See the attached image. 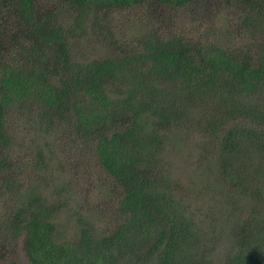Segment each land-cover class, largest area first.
Returning <instances> with one entry per match:
<instances>
[{
	"label": "trees",
	"instance_id": "trees-1",
	"mask_svg": "<svg viewBox=\"0 0 264 264\" xmlns=\"http://www.w3.org/2000/svg\"><path fill=\"white\" fill-rule=\"evenodd\" d=\"M212 1L236 23L154 17ZM5 13L0 30L20 41L7 53L0 40V240H20L27 264H264V0H0ZM139 13L138 37L119 44L114 16ZM90 32L96 58L70 45ZM185 130L214 144L200 162L227 202L208 223L191 206L202 179L186 184L165 158ZM81 175L97 185L90 209L72 207Z\"/></svg>",
	"mask_w": 264,
	"mask_h": 264
},
{
	"label": "rangeland",
	"instance_id": "rangeland-1",
	"mask_svg": "<svg viewBox=\"0 0 264 264\" xmlns=\"http://www.w3.org/2000/svg\"><path fill=\"white\" fill-rule=\"evenodd\" d=\"M40 1L43 4L46 2V0ZM191 7L193 9L190 8L188 11H191L192 13L181 12L178 14L170 12L166 9H160L154 13V17L166 20L168 24L173 23V25L177 27L174 30L181 28V31H190V29H198L200 27L202 31L214 28L220 32V29L224 27L225 30L230 25H234L236 23L235 21L237 20L236 14L233 11L234 9L232 7L224 6L223 3L219 1L208 2L204 5H192ZM197 8L200 11H196ZM54 10L56 11V8H54ZM11 15L12 14L5 13V16L2 15L0 17V21L2 20L5 25H14L12 24L14 17ZM114 17V22L111 26V29L119 44H128L130 41L138 37L136 28H139L140 30L141 25H139V23L143 21L141 13H139L137 16H133V14H131L128 18L125 16H120L121 19H119L118 15ZM62 22L64 23H62L64 28L73 30L71 28L68 16H66L65 20ZM87 24H91V21H89ZM0 32L3 34L2 37H0V40L4 41V46L7 53L13 51L15 52L19 49L17 44L20 41L18 29H3L0 30ZM101 33L102 32H90L84 37L82 36V39H74L76 41H80V43L72 40L70 43L72 50L75 53L83 54L89 58H96L103 55L104 51L106 52V49L101 45L99 39V35ZM72 34L80 36V32L78 30H73ZM12 39H16V44H12ZM260 105L264 109V102H261ZM16 131L24 140V136L27 132L25 126L21 124L18 128L16 127ZM208 140L209 138L206 139L194 131L188 132L185 130L182 132H177L171 139V142L166 145L167 150L165 153V158L169 159L171 163L172 171L174 173L173 175L181 178L186 184L187 181L188 183H192L195 181V179L196 181L202 179L205 189L208 191L207 195L203 199L193 203L191 206L196 217L198 219H202V215L203 220L207 218L206 213L210 212L209 208L211 206L212 209L217 210V203H223V205H225L227 202V198L222 195V190L215 184L216 179L212 176L214 173L213 165H210L208 162H200L201 155H203L201 154L202 150L206 149L208 151H212V147L214 146L212 143L213 140L210 139V142H208ZM218 152L219 151H216V155ZM257 157L260 158V156ZM77 180L79 182V189L77 190L75 198L76 201L72 207L76 209H84L88 207V209H90L95 205L98 198L95 180L86 178L83 175L77 176ZM64 218L66 219V217ZM205 223H208V220H205ZM219 230L221 229L219 228ZM224 237L225 236H221V240L219 242L220 247L224 248V250L221 251L223 253L231 248L230 244H227V242L224 240ZM4 239L5 238L0 240V264H27L26 259L21 252V241L17 240L14 244L10 245L9 243L3 241ZM219 245L217 248H219Z\"/></svg>",
	"mask_w": 264,
	"mask_h": 264
}]
</instances>
